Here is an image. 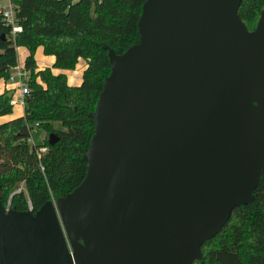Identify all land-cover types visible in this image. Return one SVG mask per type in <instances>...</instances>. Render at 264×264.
I'll use <instances>...</instances> for the list:
<instances>
[{"label":"water","instance_id":"1","mask_svg":"<svg viewBox=\"0 0 264 264\" xmlns=\"http://www.w3.org/2000/svg\"><path fill=\"white\" fill-rule=\"evenodd\" d=\"M239 2H143L138 42L107 47L84 177L33 213L0 204V264H191L251 202L264 164V5L247 30Z\"/></svg>","mask_w":264,"mask_h":264},{"label":"trees","instance_id":"2","mask_svg":"<svg viewBox=\"0 0 264 264\" xmlns=\"http://www.w3.org/2000/svg\"><path fill=\"white\" fill-rule=\"evenodd\" d=\"M21 31L14 41L0 21V78L16 66V46L26 48L22 67L28 92L22 115L0 121V204L33 213L46 200L70 192L85 174L82 154L94 132V111L103 79L110 71L107 47L120 54L138 42L137 21L145 0H10ZM264 0H240L236 14L254 28ZM4 34V38H1ZM52 55L51 66L37 68L35 47ZM77 58L85 60L78 85L65 74ZM56 70V71H55ZM11 111L0 93V117ZM34 145L27 142L30 127ZM43 131L35 138L37 130ZM49 133L56 140L48 144ZM45 151L36 155L34 148ZM15 193L11 194L13 191ZM191 264H264V164L249 203L233 207L225 223L199 247Z\"/></svg>","mask_w":264,"mask_h":264},{"label":"built area","instance_id":"3","mask_svg":"<svg viewBox=\"0 0 264 264\" xmlns=\"http://www.w3.org/2000/svg\"><path fill=\"white\" fill-rule=\"evenodd\" d=\"M0 21L5 26L7 30L8 39L14 41L16 35L21 31V25L19 20L17 19L15 8L13 7L10 0H5V3L0 4ZM14 70V71H13ZM27 73L23 69V67L14 66L12 68V72L8 74V76L3 79L6 84L5 91H11V95L9 97V104L12 106L13 104H17L19 106L24 105L23 97L24 94L28 92L27 86ZM16 94V95H15ZM36 123H34L29 130V136L27 138L28 144L31 146L34 145L33 132L36 127ZM36 155H40L45 151V147L40 146L34 148ZM26 211H30V205L28 203V209Z\"/></svg>","mask_w":264,"mask_h":264},{"label":"rangeland","instance_id":"4","mask_svg":"<svg viewBox=\"0 0 264 264\" xmlns=\"http://www.w3.org/2000/svg\"><path fill=\"white\" fill-rule=\"evenodd\" d=\"M71 1L74 2L76 0H71ZM3 3H5V0H0V4H3ZM15 50H16L17 66L22 67L23 58H24V55L26 53V48H24L22 46H16ZM49 56L50 55H45L42 53V49L40 46L35 47V49L33 51L34 63L36 66H39V67H46L49 65V61L51 59V57H49ZM81 62H82L81 58H77V60L75 61L72 68L60 71V72L65 74V77H67V80L70 81L69 83L71 86H75V85H78L80 83L82 71H83V69H82L83 65ZM10 72H12V70ZM68 74H71V77L74 76L73 79H71V77L69 78ZM3 79L4 78H0L1 81ZM18 109H21V108H19V106L17 104H13L11 106L10 113H8L4 116H1L0 121L8 120V117L10 115H12L13 113H15L16 111H18ZM21 110H23V109H21ZM42 136H43V131L40 129L37 130L35 138H41Z\"/></svg>","mask_w":264,"mask_h":264},{"label":"crops","instance_id":"5","mask_svg":"<svg viewBox=\"0 0 264 264\" xmlns=\"http://www.w3.org/2000/svg\"><path fill=\"white\" fill-rule=\"evenodd\" d=\"M27 55V50H26V53H25V55H24V58H25V56ZM49 57H51V59H50V61H49V65L48 66H51V64H52V62H53V56L52 55H50ZM24 58H23V60H24ZM81 63H82V65H83V67H82V69H84V67H85V60L83 59V58H81ZM17 65V64H16ZM47 67V66H46ZM37 68H42V67H39V66H37ZM68 76H69V78L71 77V74H68ZM73 77L74 76H72L71 77V79H73ZM81 81V80H80ZM66 82H67V84H69L70 85V81L69 80H67V77H66ZM78 84V83H77ZM6 84L4 83V80H0V93H2L3 91H5V89H6ZM19 106V105H18ZM19 108H21V109H23V107L22 106H19ZM21 109H18V111H16L15 113H13L12 115H10L9 117H8V119H10V118H13V117H16V116H20V115H22V112H23V110H21Z\"/></svg>","mask_w":264,"mask_h":264}]
</instances>
